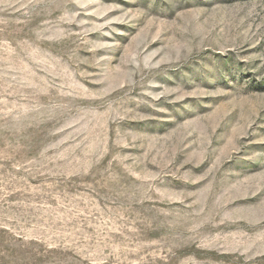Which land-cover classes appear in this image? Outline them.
I'll return each instance as SVG.
<instances>
[{
  "label": "rangeland",
  "instance_id": "1",
  "mask_svg": "<svg viewBox=\"0 0 264 264\" xmlns=\"http://www.w3.org/2000/svg\"><path fill=\"white\" fill-rule=\"evenodd\" d=\"M0 264H264V0H0Z\"/></svg>",
  "mask_w": 264,
  "mask_h": 264
}]
</instances>
